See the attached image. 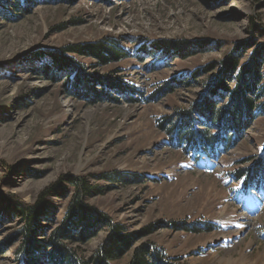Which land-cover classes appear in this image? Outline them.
<instances>
[{"label":"rangeland","instance_id":"374dc122","mask_svg":"<svg viewBox=\"0 0 264 264\" xmlns=\"http://www.w3.org/2000/svg\"><path fill=\"white\" fill-rule=\"evenodd\" d=\"M20 1L0 0V243L19 229L7 200L34 205L60 183L65 192L45 199L39 221L37 239L46 241L64 220L74 193L64 177L72 176L86 180L85 203L130 235L132 249L148 245L179 264H264V195L233 176L264 161V113L219 156L179 147L172 135L178 111L206 97L207 67L214 72L229 53L243 54L244 64L253 38L264 45L252 30L264 31V0ZM101 42L118 44L126 57L105 66L67 57L124 93L96 83L106 95L95 97L72 91L64 73L39 74L51 65L36 55ZM154 43H184L190 55H165ZM192 119L203 125L195 112ZM107 234L79 245L86 259ZM15 248L0 264H19Z\"/></svg>","mask_w":264,"mask_h":264},{"label":"trees","instance_id":"16d2710c","mask_svg":"<svg viewBox=\"0 0 264 264\" xmlns=\"http://www.w3.org/2000/svg\"><path fill=\"white\" fill-rule=\"evenodd\" d=\"M28 1L21 0L22 7L27 6ZM18 7L19 4L16 3L14 9ZM252 30L257 33L261 31L260 35L264 36V31L256 25H253ZM250 45L246 63L241 64L245 57L243 54L238 57L236 53H229L220 61L217 70L213 72L212 66L205 69L206 75L212 74L207 82V85L209 82L210 84L206 97L197 108L196 104L188 110L178 111L179 121L172 135L179 147L210 157L222 155L233 146L239 134L245 131L257 116L263 115L264 104H259V101L264 97V45L257 47L254 38ZM152 47L165 55L173 51L182 53V57L190 55V48L184 43H154ZM69 54L93 57L103 66L119 62L127 55L113 42H101L80 48L69 46L52 51L48 55H36V59L46 57L51 65L50 68H40L39 74L52 78L51 75L55 72L64 73L63 81L67 87L74 88L72 91L77 90L79 86L84 87L86 92H91L95 97L106 95L105 91L99 93L95 90L96 83L103 88L113 85L120 93L126 91L109 77L86 73L84 67L72 63L74 60L67 57ZM95 78L101 79V82H95ZM194 112L201 118L203 125L193 126ZM233 176L236 181L242 180L245 187L251 182L254 183V193L264 195V161L253 165L247 174L235 171ZM64 183L72 188L74 193L65 211L64 220L44 242L37 239L40 231L39 221L46 216L45 199L51 193L61 195L65 192L60 183L41 193L34 205L26 206L18 201L7 200L18 215L19 229L4 244L0 243V257L5 255L9 247L16 245L13 255L19 264H116L129 252L131 253L126 264H179L178 261L165 258L159 250L148 245L132 249L133 240L130 235L122 234L118 226L85 203L91 193V187L84 178L65 176ZM104 229H108L107 236L94 255L86 259L78 248L79 245L88 243ZM205 230L211 231L208 228ZM190 232L200 234L204 231L194 229Z\"/></svg>","mask_w":264,"mask_h":264}]
</instances>
